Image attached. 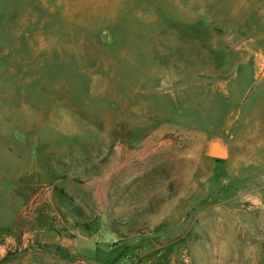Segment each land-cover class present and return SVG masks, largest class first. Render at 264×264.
I'll use <instances>...</instances> for the list:
<instances>
[{
  "label": "rangeland",
  "instance_id": "rangeland-1",
  "mask_svg": "<svg viewBox=\"0 0 264 264\" xmlns=\"http://www.w3.org/2000/svg\"><path fill=\"white\" fill-rule=\"evenodd\" d=\"M256 73L264 0H0V264H264Z\"/></svg>",
  "mask_w": 264,
  "mask_h": 264
},
{
  "label": "water",
  "instance_id": "water-1",
  "mask_svg": "<svg viewBox=\"0 0 264 264\" xmlns=\"http://www.w3.org/2000/svg\"><path fill=\"white\" fill-rule=\"evenodd\" d=\"M216 147L214 146L213 147V150H212V156L216 157V158H222L223 157V153L222 152H219V151H216L215 150Z\"/></svg>",
  "mask_w": 264,
  "mask_h": 264
},
{
  "label": "crops",
  "instance_id": "crops-1",
  "mask_svg": "<svg viewBox=\"0 0 264 264\" xmlns=\"http://www.w3.org/2000/svg\"><path fill=\"white\" fill-rule=\"evenodd\" d=\"M262 78H264V75H259V76H257V73L254 75V79H255L256 81H261ZM224 89H225L224 86H220V87H219V90H220L221 92H222Z\"/></svg>",
  "mask_w": 264,
  "mask_h": 264
},
{
  "label": "bare ground",
  "instance_id": "bare-ground-1",
  "mask_svg": "<svg viewBox=\"0 0 264 264\" xmlns=\"http://www.w3.org/2000/svg\"><path fill=\"white\" fill-rule=\"evenodd\" d=\"M260 75V74H259ZM216 151H219V152H221L219 149H216Z\"/></svg>",
  "mask_w": 264,
  "mask_h": 264
}]
</instances>
